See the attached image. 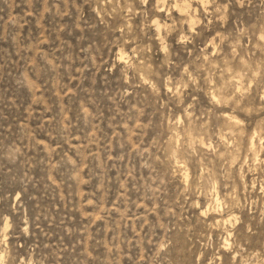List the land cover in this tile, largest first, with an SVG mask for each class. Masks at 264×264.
<instances>
[{
	"label": "rangeland",
	"instance_id": "rangeland-1",
	"mask_svg": "<svg viewBox=\"0 0 264 264\" xmlns=\"http://www.w3.org/2000/svg\"><path fill=\"white\" fill-rule=\"evenodd\" d=\"M0 264H264V0H0Z\"/></svg>",
	"mask_w": 264,
	"mask_h": 264
},
{
	"label": "bare ground",
	"instance_id": "bare-ground-1",
	"mask_svg": "<svg viewBox=\"0 0 264 264\" xmlns=\"http://www.w3.org/2000/svg\"><path fill=\"white\" fill-rule=\"evenodd\" d=\"M188 4L187 3H182L181 4V8H183V9H186V8H188ZM155 23H156V26L159 28V26H160V24H159V22L157 21V20H155ZM121 57H122V53H121V55H120ZM229 116V115H228ZM230 117H232V116H230ZM234 117V116H233ZM232 120V119H231ZM234 120V119H233ZM228 121H230V120H228ZM235 121V120H234ZM236 123V122H235ZM234 123V124H235ZM253 139V138H252ZM218 198V197H217ZM218 200V199H217ZM226 220H229V218H227ZM226 242V241H225Z\"/></svg>",
	"mask_w": 264,
	"mask_h": 264
}]
</instances>
